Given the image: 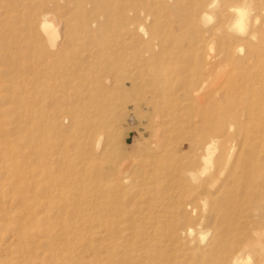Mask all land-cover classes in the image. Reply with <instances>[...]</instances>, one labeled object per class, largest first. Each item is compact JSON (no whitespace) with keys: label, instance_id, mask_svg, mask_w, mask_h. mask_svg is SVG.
<instances>
[{"label":"bare ground","instance_id":"6f19581e","mask_svg":"<svg viewBox=\"0 0 264 264\" xmlns=\"http://www.w3.org/2000/svg\"><path fill=\"white\" fill-rule=\"evenodd\" d=\"M229 1L0 0V66L12 76L33 70L34 104L43 102L48 68L73 66L86 78L71 117L54 109L45 116L44 103L27 107L15 80L6 97L25 111L0 124L18 131L26 116L33 128L29 205L43 197L48 206L21 213L28 225H12L19 239H43L53 264H264V18L253 14L264 0ZM240 8L248 14L238 28ZM67 43L79 45V59L74 46L63 54ZM127 57L113 80L121 92L141 89L154 110V139L144 158L87 163L84 146L102 155L114 134L99 70L124 69L119 58ZM49 130L55 145L44 143ZM32 247L16 252L28 258Z\"/></svg>","mask_w":264,"mask_h":264},{"label":"rangeland","instance_id":"374dc122","mask_svg":"<svg viewBox=\"0 0 264 264\" xmlns=\"http://www.w3.org/2000/svg\"><path fill=\"white\" fill-rule=\"evenodd\" d=\"M257 1L258 0H238L237 3H241L244 5L248 4L249 2L255 4L258 2H262ZM229 2H232V0H230ZM216 3H218V1ZM253 12V14L259 15L260 18H264V10H262L260 7H257L255 10L253 9ZM210 14H212L213 16L215 14V11H211ZM214 18L215 15L213 17H209L208 23L214 24L216 22V18ZM60 31L61 30L58 28V40H60L61 38ZM67 45L69 46L65 47V49L63 50L65 51V53L63 54L69 55L71 51L67 50H70V47H73L74 45H71L70 43L65 44V46ZM79 48V45L75 44L73 50L75 51L74 60L79 59L81 56L82 51L79 50ZM108 50L113 49L109 48ZM129 50L130 49H127L126 52H128ZM129 60L130 57L123 59L119 58V61H123L122 63L125 65L124 69L112 70L109 67H106L99 70V74L101 73L99 75V79L101 80V82L103 81V83L100 82V84L103 86V88L105 87L107 89V96H105L106 98L102 100V103L109 101L110 107H112L110 117L114 134L112 138L113 141L110 145L111 147L104 149L102 155H90V152H88V148L89 145L92 144L84 146L85 151L87 150L86 154L88 153L87 157H85V161L87 163L92 164L94 162L95 164L96 162H100V159L115 160L117 157V159L121 157H126L128 159L132 157L134 159H136V157L137 159L142 157L144 158L143 152L146 149L145 147H147L149 143L154 139L155 123L154 121L152 122L154 117V110L151 105L149 106L147 104L148 100L145 102L140 98L143 97L141 89L136 91L130 90L129 84H126L127 86L125 91L121 92L122 89H118V87L115 85L116 80H113L115 76L117 77V79H120L125 74V68L128 67L127 61ZM72 67L73 66L68 68H60L58 66L48 68L47 71H50V74L48 76H42V83L38 88V90L40 91L39 95L43 98V102L34 104L33 100H31L30 94L32 92V88L34 91V84L31 83V74H33V70L19 69L17 70L15 75L12 76L5 70V68L0 66V121H7V119L14 120L15 118L18 120V118L21 117V115L24 113L23 111H25L24 108H21L19 103L16 102V104H11L10 101L7 100L8 98H6L14 94V80L18 84L17 94H19L20 97L21 91H25L23 95L25 94V98L27 99V107L31 105L35 108H39V105L41 106L44 103V105L46 106H42V113L45 116L49 113L50 110L53 111L54 109L56 111L63 112L68 117H71L70 113L74 112L75 107L80 108L79 104H81V102L77 99L78 95L76 90L82 82L84 83L86 81V78L83 80V75H78V72L75 70V68ZM81 74H83V72H81ZM107 77H110L109 80ZM116 92H118L120 96ZM110 94L113 95L112 98ZM114 95H118V97ZM136 101L139 103V106L135 105ZM22 117L24 123H22L18 131L14 130V123L12 122L0 124V264H30V260L35 259L36 261H40L41 259H44V257L47 261H44L43 264H53L54 258H49L47 256V252L45 250L46 247L42 243L43 239L39 240L40 238H38L33 243H28L29 241L26 242L25 240L22 241L21 239H19L17 231L13 229L14 226H17L19 224L28 225V221L23 216H21V213H23V211H27L29 213L41 212V214H43L48 207L46 204L47 199H44L43 197H41L38 200V203L33 207L29 205L32 203V194L30 193V191H28V187L29 185L33 184L34 177H32L33 172H31L33 161L30 158L27 159L26 157V154L31 152L32 148H30V143L27 142L26 139L30 137V133L33 131V128L32 124L30 123L29 117ZM68 121L65 120V125L63 124L65 131L62 133L64 135L63 137L65 138L64 142H69L70 140L68 139V137L71 136V131L67 129V125L69 123ZM45 134H50V136L49 139H46V141L44 139V143L54 142L55 145L57 142H59L58 140H55L57 137V133L53 130H49V132H46ZM58 147V145L57 147L55 146L54 150L57 151L59 149ZM69 147L71 148L73 146ZM58 154L59 153L56 152L55 155ZM10 155H18L22 160L19 157L17 158V160H11L9 158ZM52 166H55V164H52ZM105 168L108 169V165ZM14 169L16 171H22L23 176L25 175V179L22 180L18 177L16 178V175L12 174ZM9 170H11V172ZM24 187L27 190L23 191ZM21 191L23 192L19 194V192ZM60 194L54 195L53 199H63L64 195ZM41 214H37V216H40ZM26 243L30 246H33L32 248L37 251L36 255H32L31 257L27 258L24 254L21 255L20 253L16 252L20 244L22 247V244L24 246ZM85 254L88 255L87 253ZM89 254H91V252H89ZM88 256L87 259L90 257Z\"/></svg>","mask_w":264,"mask_h":264},{"label":"clouds","instance_id":"9594fccd","mask_svg":"<svg viewBox=\"0 0 264 264\" xmlns=\"http://www.w3.org/2000/svg\"><path fill=\"white\" fill-rule=\"evenodd\" d=\"M235 11L238 13L239 19L236 21V26L239 28V25L243 21L244 18H246L248 11L246 8H240V9H235ZM258 22V18H257ZM247 264H251V261L249 260Z\"/></svg>","mask_w":264,"mask_h":264}]
</instances>
